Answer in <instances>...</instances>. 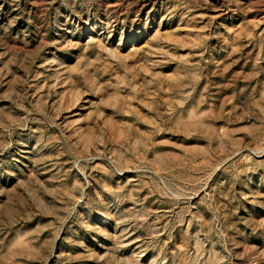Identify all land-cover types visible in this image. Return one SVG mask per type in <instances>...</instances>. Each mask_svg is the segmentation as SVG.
<instances>
[{
    "label": "rangeland",
    "instance_id": "374dc122",
    "mask_svg": "<svg viewBox=\"0 0 264 264\" xmlns=\"http://www.w3.org/2000/svg\"><path fill=\"white\" fill-rule=\"evenodd\" d=\"M0 264H264V0H0Z\"/></svg>",
    "mask_w": 264,
    "mask_h": 264
}]
</instances>
